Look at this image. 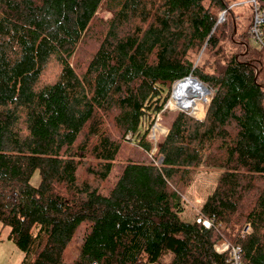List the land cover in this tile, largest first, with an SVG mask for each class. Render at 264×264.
Segmentation results:
<instances>
[{
  "label": "trees",
  "instance_id": "1",
  "mask_svg": "<svg viewBox=\"0 0 264 264\" xmlns=\"http://www.w3.org/2000/svg\"><path fill=\"white\" fill-rule=\"evenodd\" d=\"M237 1L0 0V221L21 264H65L82 221L75 264H229L224 240L264 264V49ZM186 77L211 90L206 114L174 110L150 155ZM201 166L221 173L186 221Z\"/></svg>",
  "mask_w": 264,
  "mask_h": 264
},
{
  "label": "rangeland",
  "instance_id": "2",
  "mask_svg": "<svg viewBox=\"0 0 264 264\" xmlns=\"http://www.w3.org/2000/svg\"><path fill=\"white\" fill-rule=\"evenodd\" d=\"M250 4H246L244 6H238L237 10L240 12L242 16H246L250 9ZM105 18L109 17L111 14L106 11H101L100 13ZM263 61H264V52H263ZM260 81L264 86V66L260 72ZM177 83V82H176ZM205 85V84H204ZM174 91V92H173ZM181 92L177 90L176 85L174 84L172 87V91L170 94V98L167 101V112L159 114L157 116L156 122L152 126L150 138L154 143V147L152 151H150V155L154 153L156 150V143L158 138L161 135H164L167 131V127L170 126L173 118H174V110L181 108L178 105L177 95H180ZM211 99V90L208 92V95L193 109H185L188 113L194 115L197 118H203L205 111L207 110L208 103ZM172 102V103H171ZM165 108V109H166ZM160 159L156 162L159 163ZM123 160L116 161V164L113 166L111 173L108 177V184L113 185L116 182L117 174L120 170L121 164ZM221 173L220 169H213L206 166H201L190 186L186 190V193L183 197L182 203V211L180 213L181 218L186 221H194L195 218L199 214V210L202 207V203L206 200L209 194L212 193L214 190L218 177ZM40 182V173L39 170H36L32 177V183L34 185H38ZM104 192H108V189H105ZM89 222L82 221L78 224L76 231L69 242L67 249L65 250V264H75L77 257L80 254L81 245L83 242V236L86 232L87 226ZM249 224V226H248ZM244 229H248V233L254 232V228L252 224L248 222ZM9 234V227L3 226L2 222L0 221V264H21L22 260L25 257V254L20 250L17 244L8 237ZM172 252L169 251L164 254L162 257L163 263H169L172 258Z\"/></svg>",
  "mask_w": 264,
  "mask_h": 264
},
{
  "label": "built area",
  "instance_id": "3",
  "mask_svg": "<svg viewBox=\"0 0 264 264\" xmlns=\"http://www.w3.org/2000/svg\"><path fill=\"white\" fill-rule=\"evenodd\" d=\"M250 4L252 7L253 18L250 31L253 40L264 49V8L261 5V0H241L233 5ZM225 11L221 13L220 19L224 17ZM197 221H202L201 218H196ZM206 227H210L212 222L208 219L203 221ZM249 226V224H248ZM248 229L243 230V234L248 233ZM250 233V232H249ZM216 251L222 253L229 251V264H244L242 260V248L239 245H234L231 242L224 240L214 245ZM96 264V262H93Z\"/></svg>",
  "mask_w": 264,
  "mask_h": 264
},
{
  "label": "bare ground",
  "instance_id": "4",
  "mask_svg": "<svg viewBox=\"0 0 264 264\" xmlns=\"http://www.w3.org/2000/svg\"><path fill=\"white\" fill-rule=\"evenodd\" d=\"M175 85L177 90L181 92L180 95H177L178 105L187 110L195 108L209 92L208 89L194 77L183 78L177 81Z\"/></svg>",
  "mask_w": 264,
  "mask_h": 264
},
{
  "label": "water",
  "instance_id": "5",
  "mask_svg": "<svg viewBox=\"0 0 264 264\" xmlns=\"http://www.w3.org/2000/svg\"><path fill=\"white\" fill-rule=\"evenodd\" d=\"M235 30H236V27H235ZM195 78V77H194ZM195 79H197V78H195ZM198 80V79H197ZM199 82H201L200 80H198ZM202 83V82H201ZM203 84V83H202ZM204 85V84H203ZM207 89H208V91H210V89L206 86V85H204ZM208 105H209V103H208ZM208 107V106H207ZM179 109H181V110H184V111H187V110H185V109H183V108H179ZM188 112V111H187ZM246 228H247V226H246Z\"/></svg>",
  "mask_w": 264,
  "mask_h": 264
},
{
  "label": "crops",
  "instance_id": "6",
  "mask_svg": "<svg viewBox=\"0 0 264 264\" xmlns=\"http://www.w3.org/2000/svg\"><path fill=\"white\" fill-rule=\"evenodd\" d=\"M204 202H205V201H204ZM202 205H203V203H202ZM202 205H201V206H202ZM249 223L251 224V222H249Z\"/></svg>",
  "mask_w": 264,
  "mask_h": 264
}]
</instances>
